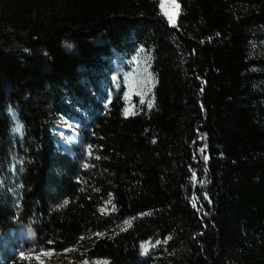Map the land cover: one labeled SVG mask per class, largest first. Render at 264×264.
<instances>
[{"label": "trees", "instance_id": "1", "mask_svg": "<svg viewBox=\"0 0 264 264\" xmlns=\"http://www.w3.org/2000/svg\"><path fill=\"white\" fill-rule=\"evenodd\" d=\"M178 2L0 0V230L34 235L2 264H264V0Z\"/></svg>", "mask_w": 264, "mask_h": 264}, {"label": "rangeland", "instance_id": "2", "mask_svg": "<svg viewBox=\"0 0 264 264\" xmlns=\"http://www.w3.org/2000/svg\"><path fill=\"white\" fill-rule=\"evenodd\" d=\"M161 0H158V7L160 13L164 16L161 8H160ZM179 3V2H178ZM168 22V21H167ZM64 49H66L70 53H74L76 50L70 44H64ZM264 55V52L261 53ZM137 59L135 55H127L125 53H121L117 50H112L111 57L109 58L108 67L111 70V83L115 90H118L121 81H125L127 94L132 93L133 91H141L144 87L146 81L140 76L139 66L137 63ZM61 130L59 131L58 140L63 147V149L72 154L74 153L73 146L80 145V135L77 133L75 129L68 125L60 126ZM0 195H5V191L3 188L0 189ZM34 235L30 229L23 227L18 224L11 225L10 230H0V264H2L1 256L4 254V251L10 246L13 250H20L23 242L31 241ZM10 250V248H8ZM41 260L44 263L48 264H82L80 260L76 259L70 254H56L50 253V255L41 256Z\"/></svg>", "mask_w": 264, "mask_h": 264}, {"label": "snow or ice", "instance_id": "3", "mask_svg": "<svg viewBox=\"0 0 264 264\" xmlns=\"http://www.w3.org/2000/svg\"><path fill=\"white\" fill-rule=\"evenodd\" d=\"M180 7L181 6L178 3V0H161V3H160V8H161L164 16L167 18L168 23L173 24V25H175L177 17L179 16ZM127 95L128 94L125 93L126 97H127ZM141 95H142V93H141ZM151 106L152 105L149 104V107H151ZM124 114L127 116V115H130L133 113L130 112V110L128 108H125ZM21 128H22V126L18 125L16 131H20ZM90 147L91 146H89V148ZM199 151L204 152V148L199 149ZM89 154H91V153H89ZM203 158L205 161H207V159H208V157L206 155ZM196 178H197V175L195 172H193L192 173V179L196 180ZM200 183L202 184L203 181H200ZM207 198H208L207 193H205L204 199H207ZM195 199H198V198H194V201H193L194 207L196 206L195 205ZM65 203H67V201H65ZM97 235H101V234L97 233ZM145 254H147V249L145 250ZM43 255H50V252H45L43 249H41L39 251V253H36V252H30V253L20 252L19 253L21 260L27 261L28 264H31V262L33 260L36 261V264H42L41 256H43ZM84 264H88V262L85 261ZM95 264H108V262L106 260L105 261H96Z\"/></svg>", "mask_w": 264, "mask_h": 264}]
</instances>
